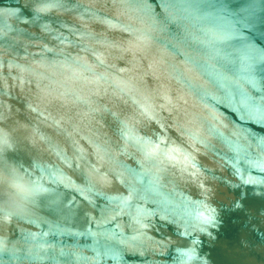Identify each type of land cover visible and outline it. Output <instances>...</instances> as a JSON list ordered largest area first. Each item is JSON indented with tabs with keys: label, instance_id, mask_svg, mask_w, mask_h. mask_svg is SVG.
<instances>
[{
	"label": "water",
	"instance_id": "water-1",
	"mask_svg": "<svg viewBox=\"0 0 264 264\" xmlns=\"http://www.w3.org/2000/svg\"><path fill=\"white\" fill-rule=\"evenodd\" d=\"M0 264H264V0H0Z\"/></svg>",
	"mask_w": 264,
	"mask_h": 264
}]
</instances>
